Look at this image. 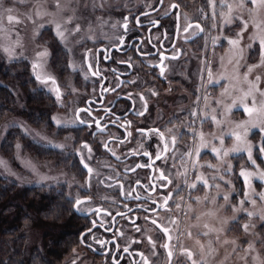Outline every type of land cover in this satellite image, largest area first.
<instances>
[{"label": "flooded vegetation", "instance_id": "af4514ba", "mask_svg": "<svg viewBox=\"0 0 264 264\" xmlns=\"http://www.w3.org/2000/svg\"><path fill=\"white\" fill-rule=\"evenodd\" d=\"M105 1L112 18H122L120 29L111 24L104 38L96 28L76 70L67 47V79L74 75L67 83V217L76 230L59 264H191L184 169L201 131L189 133L196 122L186 120L198 107L194 62L204 26L185 0ZM118 2L126 3L121 15ZM38 67H29L35 81L61 97L58 80L42 83L50 76L40 77ZM76 200L85 201L81 210Z\"/></svg>", "mask_w": 264, "mask_h": 264}, {"label": "rangeland", "instance_id": "374dc122", "mask_svg": "<svg viewBox=\"0 0 264 264\" xmlns=\"http://www.w3.org/2000/svg\"><path fill=\"white\" fill-rule=\"evenodd\" d=\"M83 2L81 0H0V66L11 68L20 75L26 70L20 66L24 61L29 67L38 64L37 74L42 78L46 76L56 78L62 90V96L59 97L56 92L53 94L46 87L49 86L48 84L44 86L35 81L33 86L26 87L23 86V82L20 83L21 81L6 83L16 96L17 108L15 114L0 126V176L17 184L20 189L43 186L65 191L67 194V183L73 182V177L67 172V146L70 145L67 142V122H70L72 117V111H68L67 100L70 104L73 103V98L67 99V83L72 85L74 75L67 79V47L72 52L70 66L72 70H76L82 59L81 46L90 41L89 38L93 37L92 32L97 28L101 36L106 38L107 27L112 24L113 30H119L122 20L119 16L112 18V3L109 1L84 0ZM192 3L191 7L198 12L200 24L204 26L205 35L204 40L198 45L203 47L199 49L197 60L194 62L196 68L194 80L199 82L196 91L198 97H195L198 107H193L190 111V120L185 119L187 122L192 119L196 122V128H186L189 133L201 131L198 142H194L191 149L193 155L188 156L187 167L184 169L189 186L196 183V187H191L190 193L187 194V209L191 204L187 244L189 252L193 254L190 259L191 264L193 260L196 264H200L201 260L205 264H219L222 260L228 259L233 249L226 244L227 242L223 244L225 238H222L218 246L213 244L211 239H207L209 231L215 227L223 228L225 221L221 216L217 218L219 211L214 207L211 199L216 184L222 183L232 190L236 189L231 157L237 153L232 151L237 141L230 133L238 131L243 135V130L237 128V125L250 119L240 104L244 94L249 90V82H256L255 78L259 76L258 87L264 91V63H262L264 49L260 43L261 39H264V8L257 9L251 0H215V7L209 4V0L206 5L203 4V0H192ZM241 3L243 7L240 6ZM115 5L119 6L120 9L116 12L121 15V8L126 3L118 2ZM228 5L232 6L231 22H226L229 16ZM9 16L13 17V20L9 21ZM72 22H76L77 27L83 26V30L77 31L75 26L71 25ZM245 22L247 28H244ZM57 25L60 26L63 37L57 35ZM114 34L116 35V32ZM230 40H236L238 43L235 46L231 45ZM5 48L9 51H4ZM42 52H46L47 55L41 56ZM29 67L27 68L29 78H32L30 73L32 68ZM249 68H252L251 72L248 71ZM0 84L3 85L5 82L0 79ZM26 89L34 93L44 92L53 99L54 108L50 114V126L48 123L32 125L24 116L28 99ZM255 97L259 107L264 97H261L259 92L255 93ZM252 99V96H248L244 98V103L252 107ZM233 101L236 102L235 106H232ZM213 116L215 120L212 119ZM255 118L254 113L252 119ZM57 121H60V124H57ZM13 127H18L28 141L60 151L66 161L56 157H41L28 150L29 144L22 139L16 142L13 157L6 156L2 151V145ZM177 127V138H180V141L185 140L187 131L183 130L185 134L182 136L181 127ZM183 127L186 126L183 124ZM170 130L167 128L168 133ZM255 133L260 135L259 140H254ZM247 141L253 146L263 143L264 133L260 132L258 127L249 128ZM217 145H222L223 150L216 154L213 153L212 148H217ZM197 149L199 156L196 155ZM217 158L226 165V168H223L225 172L221 171L215 161ZM255 178V176L250 178V186L246 184L249 190L253 189ZM203 179L208 181V186L201 182ZM50 227H52L51 223L39 220L27 225L24 233L28 257L35 248L42 250L44 234ZM247 236L251 238L245 233L242 239ZM1 239L0 225V242ZM252 252L243 251V254L248 257ZM26 262L28 264L29 261Z\"/></svg>", "mask_w": 264, "mask_h": 264}, {"label": "trees", "instance_id": "16d2710c", "mask_svg": "<svg viewBox=\"0 0 264 264\" xmlns=\"http://www.w3.org/2000/svg\"><path fill=\"white\" fill-rule=\"evenodd\" d=\"M193 6L192 0H185ZM208 0H203V4H207ZM224 39L221 41L223 43ZM219 43V42H218ZM21 67L25 68L19 75L18 72H13L11 68L6 69L3 65L0 66V79L5 84H0V126L13 116L16 112L17 100L14 92L6 85L10 81L24 83L23 86H33L35 79L29 78V66L26 61ZM28 89V88H27ZM27 92V110L24 111V116L32 125H44L51 119L54 106L53 99L44 92ZM259 134H254V140H259ZM22 139L28 143V150L39 154L44 158H59L64 159L63 153L60 151L48 148L32 141L23 136L18 127H13L9 130L3 145L2 151L6 156L13 157L16 142ZM264 143V142H263ZM225 146V145H224ZM220 151L223 150L222 145H217ZM218 152V153H219ZM214 153V152H213ZM217 154V152H215ZM215 157V156H214ZM213 157V159H214ZM259 157V158H258ZM253 158H257V163L260 165V170H264V157L253 148ZM221 171L226 165L215 160ZM235 190L222 183L214 186V196L212 203L219 211V216L225 218L223 228H214L210 230L207 239H211L213 244L220 245L222 238L226 240L223 244L230 245L232 254L228 259L222 260L219 264H264V200H261L258 193L264 192V182L258 178L254 179L253 189L249 190L246 186L244 178L240 175L241 171H256L247 158V153H234L231 157ZM244 168L246 170H244ZM218 186V187H217ZM227 193V194H226ZM224 196L228 200H224ZM211 198V197H209ZM210 200V199H209ZM255 200V204L252 203ZM241 201H244L241 204ZM204 211V210H203ZM67 194L65 191H58L54 188L31 187L20 189L15 183L5 180L0 176V225H1V242H0V264H59L67 256V246L69 244L68 237L73 235L76 230L74 220L68 219ZM248 213H253L249 216ZM44 221L52 224L43 239V248H35L31 256L26 254V235L24 233L27 225L33 222ZM219 220V219H218ZM217 220V221H218ZM223 223V222H222ZM248 224L249 229L245 231L243 225ZM219 225V224H218ZM249 234L245 239L243 234ZM249 245L252 247L250 248ZM246 248V249H245ZM243 251H253L247 257ZM200 264H205L204 261H199ZM216 264V263H215Z\"/></svg>", "mask_w": 264, "mask_h": 264}, {"label": "snow or ice", "instance_id": "6c2138e0", "mask_svg": "<svg viewBox=\"0 0 264 264\" xmlns=\"http://www.w3.org/2000/svg\"><path fill=\"white\" fill-rule=\"evenodd\" d=\"M251 3L253 5H256L257 9L264 8V0H251ZM209 4L212 5L213 7H215V0H209ZM240 6L243 7L244 6L243 3H241ZM173 7H178V6L174 5ZM227 7H228V10H229V16H228L226 22H231L230 13H231V10H232V6L228 5ZM9 11H11V10L9 9ZM213 16H215V12H213ZM8 19H9V21H11V20H13V17L9 16ZM125 27H126V25H125ZM189 27H191V25H189ZM196 27L199 28L200 26L197 24ZM244 28H247V23L246 22L244 23ZM77 30H79V29L77 28ZM200 31H203V29L201 28ZM57 35L63 37V33L60 31V26L59 25H57ZM237 43H238V41H236V40H230L229 41V44L234 45V46ZM260 43H261L262 49H264V39H261ZM4 51H9V49L5 48ZM40 55L41 56H45V55H47V53L46 52H42V53H40ZM262 63H264V60H262ZM248 71L251 72L252 68H249ZM37 79H40V77L38 76ZM49 80H51V82L53 84L56 83V81L53 78H51V77H48L47 79L43 80L42 83L46 84V83L49 82ZM245 80H247V76H245ZM259 80H260V77L257 76L255 78L256 82H249V90H248V92H246L244 94V98H246L248 96H252L253 97V99H252V107H249L246 103H244V98H242L241 101H240V104L243 107L244 112L247 113V115L250 117L249 120L244 121L241 124L237 125V128L243 130V135H241V133L238 132V131L230 133V135L234 136L236 141H237V144L232 149V151L233 152H237V153H239V152L247 153L248 160L250 161L251 165L256 169V171H254V172H249V171H241L240 172V175L242 177H244L245 183L248 184L249 186L251 185V179L250 178L253 177V176L258 178L260 181L264 182V171L260 170V165L257 163V158H253V148H254V146L247 141V135H248L249 128L258 127L260 132L264 133V126H261V125H264V99H262L260 101V105H259V107H257V101H256V97H255V93L256 92H259L260 96L264 97V91H261L259 89V87H258ZM217 82H219V81H217ZM55 90L57 91V93H59V88L58 87ZM235 104H236V102L233 101V105L232 106H235ZM254 113L256 114V118L252 119ZM193 115H195V113H193ZM212 119L215 120L216 118L213 116ZM56 123L60 124V121H57ZM80 123H84V121H80ZM217 123H218V121H217ZM174 142H175V138H173V143ZM221 144H223V140L222 139H221ZM50 146L57 147V148H62L63 147L62 145H50ZM84 147H88V146L85 144ZM255 148L260 153L261 157H264V143H260V144L256 145ZM89 151H90V149H89ZM212 151L213 152H217V153L219 152V150L216 149L215 147L212 148ZM224 154L227 155V153H224ZM145 155H148V154L145 153ZM187 155L191 156L192 154L188 153ZM196 155L199 156V149H197ZM157 159H159V156H157ZM81 162L83 163V157L81 158ZM84 167L88 168V165L85 163ZM88 171L91 172V169L88 168ZM198 179H200V178H198ZM201 182L205 186H208V181L206 179H203ZM190 187L195 188L196 187V183H192L190 185ZM257 195L259 196V198L261 200H264V192L258 193ZM224 200L227 201L228 197L224 196ZM83 203H85L84 200H76L75 201L76 209L77 210H81L80 209V205L83 204ZM243 203H244V201H241V204H243ZM252 203L255 204V200H252ZM177 207H179V205H177ZM248 215L251 216V215H253V213H248ZM153 223H155V221H153ZM243 229L245 231H247L249 229V225L248 224L243 225ZM164 232L167 233L168 229L165 228ZM165 247H167V245H165ZM249 247L251 248L252 246L249 245ZM125 250H127V249H125ZM169 255H171V252H169ZM187 255L191 259L192 253L188 252ZM192 264H196V261L193 260Z\"/></svg>", "mask_w": 264, "mask_h": 264}]
</instances>
